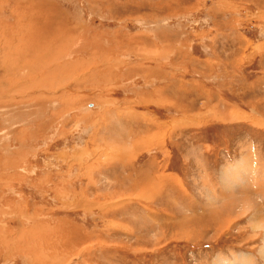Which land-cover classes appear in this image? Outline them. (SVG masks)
<instances>
[{"label": "rangeland", "instance_id": "1", "mask_svg": "<svg viewBox=\"0 0 264 264\" xmlns=\"http://www.w3.org/2000/svg\"><path fill=\"white\" fill-rule=\"evenodd\" d=\"M263 237L264 0H0V264H264Z\"/></svg>", "mask_w": 264, "mask_h": 264}, {"label": "bare ground", "instance_id": "2", "mask_svg": "<svg viewBox=\"0 0 264 264\" xmlns=\"http://www.w3.org/2000/svg\"><path fill=\"white\" fill-rule=\"evenodd\" d=\"M54 17V16H53ZM47 33V32H46ZM41 37V36H40ZM45 38V37H44ZM37 39H39V37L37 38ZM240 163H242V164H240ZM248 162L246 161V159H243V160H239L238 161V164H237V166H235V171L233 172V173H237V174H239L238 173V166L239 167H244V165L243 164H247ZM243 165V166H242ZM249 167V166H248ZM239 169H242V171L245 173L246 171H247V169L248 168H246V167H244V168H239ZM232 173V174H233ZM152 174V173H151ZM155 175V174H154ZM151 176V175H150ZM224 176H231V174H229V173H227V174H225ZM163 177V176H162ZM241 178V177H240ZM240 178H238V180H240ZM255 177H252V185H257L258 186V184H260L259 182H257V179L255 178ZM150 180V179H149ZM231 180L232 181H234L232 178H231ZM151 182V181H150ZM152 182H154V181H152ZM158 182V181H157ZM145 183H146V181H145ZM160 183H162V181L160 182ZM159 183V184H160ZM257 183V184H256ZM153 185H154V183H152ZM152 185V186H153ZM151 186V187H152ZM155 186V185H154ZM144 186H141V188H143ZM259 187H260V185H259ZM258 187V191L259 190H261L260 188ZM139 189V188H138ZM262 192V191H261ZM260 192V193H261ZM246 199V198H245ZM178 201V200H177ZM212 204H214V203H212ZM246 205V204H245ZM249 206H251V205H249ZM254 210V209H253ZM258 213V212H257ZM253 214L252 216H250V223L252 222L253 224H254V222H255V224L257 225V223H258V221L260 220L259 218L261 217V215H259V214ZM262 214V213H261ZM260 216V217H259ZM257 221V222H256ZM259 224H260V222H259ZM259 224H258V226H259ZM253 228V227H252ZM263 240H264V237H263ZM260 255L262 256V258L264 259V246H263V251H260ZM235 261H232V262H230L229 264H243L244 262L245 263H248V260L245 258V257H243V256H240V258L239 257H235ZM216 264H223V263H221V262H219V261H216Z\"/></svg>", "mask_w": 264, "mask_h": 264}]
</instances>
